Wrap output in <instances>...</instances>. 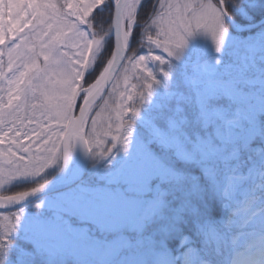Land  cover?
I'll return each mask as SVG.
<instances>
[{"label": "snow or ice", "instance_id": "6c2138e0", "mask_svg": "<svg viewBox=\"0 0 264 264\" xmlns=\"http://www.w3.org/2000/svg\"><path fill=\"white\" fill-rule=\"evenodd\" d=\"M241 6V0H0V190L41 175L61 157L67 161L77 143L89 152L95 146L103 157L117 147L127 151L145 105L175 74V89L143 123L145 136L164 153L153 156L154 175L171 183L180 201L174 227L191 233L184 264H240L242 256L244 264H264V219L242 225L234 219L240 199L258 193L264 208V162L241 172L246 154L264 152L253 148L264 141V81L244 71L255 52L236 54L237 67L228 73L213 66L190 72L199 61L175 63L198 31L212 37L215 63H222ZM95 13L110 14L102 33L94 30ZM93 108L100 110L86 131ZM45 186L0 195V206L19 204ZM22 214H0V249ZM237 227L239 244L230 238Z\"/></svg>", "mask_w": 264, "mask_h": 264}, {"label": "rangeland", "instance_id": "374dc122", "mask_svg": "<svg viewBox=\"0 0 264 264\" xmlns=\"http://www.w3.org/2000/svg\"><path fill=\"white\" fill-rule=\"evenodd\" d=\"M236 37L229 31L226 46L236 41ZM246 38L243 40L245 43ZM216 56L212 37L198 31L188 38L177 61H199L198 67L190 69V72L202 73L209 66L222 73L231 72L232 66L223 64L224 54H220L222 63L219 64L215 63ZM261 63H264V55L257 59L249 56L244 63V71L255 81H264V65ZM131 82L135 83L134 78ZM81 102L78 101V105ZM95 113L96 110L91 119L95 118ZM145 116L140 118L145 119ZM150 146L136 129L127 151L118 147L105 163L96 162L99 163L96 168L102 165L98 176L94 175L23 208L20 222L9 238L21 234L40 251L57 259H67L69 264H151L162 251L151 245L149 234L144 237L135 234L136 231H144L147 224L151 226V217L163 201L161 183L165 181L154 175L153 156L157 154ZM262 162L264 156L242 173H247L253 165L261 168ZM56 168L60 169L61 165L58 163ZM27 178L34 177L20 180ZM247 200L248 197L236 202L235 213L241 224L252 218L254 223H258L263 214L260 208L251 206ZM153 205L154 210L147 211ZM19 211L0 214L11 219ZM0 224H3L2 220ZM185 237L190 238L188 235L181 237L177 253L183 260L191 241L182 243Z\"/></svg>", "mask_w": 264, "mask_h": 264}, {"label": "trees", "instance_id": "16d2710c", "mask_svg": "<svg viewBox=\"0 0 264 264\" xmlns=\"http://www.w3.org/2000/svg\"><path fill=\"white\" fill-rule=\"evenodd\" d=\"M152 3H155L156 0H151ZM242 6L236 9L233 13V20L237 25L249 26L258 23L259 21L264 19V0H241ZM147 7V5H145ZM143 11L141 12V16H143ZM110 14L109 13H95L93 24L95 26L94 30L98 32H104L110 26ZM229 31L235 34L236 41L231 42L229 45L226 46L224 53V62L225 65L232 66V70H235L237 65L234 62V56L236 54H243V51H251L255 52V59L261 55V52H264V24L259 25L257 27L249 28L244 31H235L232 30L231 26ZM155 37V32L150 33ZM249 37V38H246ZM247 39V43L243 42L244 39ZM111 45V37L109 38V46ZM132 48L134 50H138L140 54H143V49H138V46L133 43ZM230 50H233L231 52ZM155 54H162L161 50L157 49ZM230 54V55H229ZM241 61L243 62V57H241ZM176 65L184 66L178 61H175ZM264 65V63H261ZM245 67V66H244ZM231 70V71H232ZM255 71V70H254ZM89 80L92 77H88ZM178 76L174 74L173 80L165 81L163 84L158 86L155 90V93L152 99L145 105L142 115H147L151 112L152 106L155 102H158L159 99L166 95L169 91L174 90L176 87V81ZM135 83H139L134 78ZM141 89H137L140 91ZM110 92V88L107 92L105 98H108V93ZM162 95V96H161ZM81 102V101H80ZM103 101L100 103L102 104ZM130 104L132 102H129ZM100 109L97 108L96 112ZM144 119L139 118L137 120L136 129L143 137L146 142H149L150 147L154 150L157 155L163 156V150L160 149L156 144H153L149 141V139L144 134ZM90 131V126H89ZM151 143V144H150ZM94 147V151L91 152V159L89 164V172L85 179L98 176L100 171L102 170V165L99 168H96V165L99 164L96 162L105 163L109 156L103 157L98 155L95 151H97ZM105 147H111V140L105 145ZM118 148V147H117ZM254 149H264V141L257 139L253 143ZM251 155L252 159L248 160L247 156ZM264 156V152L256 153L252 152L245 155L244 158V166L241 168V172H245L246 169L252 165L253 163H258L261 160V157ZM61 165V158H59L54 166V164L50 165L48 169L44 173L37 178H27L19 181L12 182L10 185L4 187V189L0 190V195H15L22 191H28L32 188L38 186L39 184L48 181L51 179L58 169L56 168L57 164ZM177 167H181L179 163H177ZM84 179V180H85ZM162 196L163 201L162 205L159 209L152 215V224L149 226L146 225L144 231H136L137 237H144L146 234L151 236L152 243L162 252L151 261V264H184V260L178 257V243L182 236L188 235L191 239V233L187 229H180L177 231L174 227L176 224V209L179 207L180 201L179 199L175 198L176 194L173 191V186L169 182H162ZM259 194L255 197H248L247 202L253 206L260 208L261 213L263 214L264 219V208H262L259 203ZM36 203V202H34ZM28 204L23 208L30 207L32 204ZM19 208L15 211H19ZM222 211V210H221ZM11 213V212H7ZM234 219L237 225H242L241 221L238 219V216L235 213ZM262 220V219H261ZM132 233V232H131ZM230 238L236 242L237 244L243 241V237L241 235V229L239 227L234 228L230 234ZM259 240V236H257V241ZM10 242H6L5 247L0 249V264H69L67 259H57V257L47 254L45 252L40 251L32 241L24 237L23 235L19 234L17 236L9 238ZM148 247L150 245L148 244ZM245 257L240 258V264H244ZM71 263V262H70Z\"/></svg>", "mask_w": 264, "mask_h": 264}, {"label": "water", "instance_id": "95a60500", "mask_svg": "<svg viewBox=\"0 0 264 264\" xmlns=\"http://www.w3.org/2000/svg\"><path fill=\"white\" fill-rule=\"evenodd\" d=\"M264 23V19L259 23L252 25V26H237L236 23L231 21V26L235 30H247L252 27H256ZM109 89V88H108ZM105 90V95L108 91ZM105 97V96H104ZM101 100H97V104ZM82 106V103L78 106L76 110V115H79V107ZM96 108H93L90 116H89V124L93 113ZM88 131V129H86ZM91 152H89L83 144L77 143L76 146L73 148V151L67 161L62 158V165L59 171L48 181H46V186L40 190L39 192L32 193L25 201L19 204L7 205V206H0V212H9L14 211L19 208L25 207L26 205L36 202L39 199L58 192L60 190L66 189L71 187L75 183L79 182L88 171L89 162H90ZM45 183V182H44ZM31 191V190H28Z\"/></svg>", "mask_w": 264, "mask_h": 264}]
</instances>
